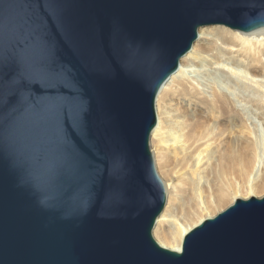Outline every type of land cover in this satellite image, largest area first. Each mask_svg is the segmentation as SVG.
Instances as JSON below:
<instances>
[{"label": "water", "instance_id": "water-1", "mask_svg": "<svg viewBox=\"0 0 264 264\" xmlns=\"http://www.w3.org/2000/svg\"><path fill=\"white\" fill-rule=\"evenodd\" d=\"M0 264H264V197L153 228L156 99L203 27L264 28V0H0Z\"/></svg>", "mask_w": 264, "mask_h": 264}, {"label": "bare ground", "instance_id": "bare-ground-1", "mask_svg": "<svg viewBox=\"0 0 264 264\" xmlns=\"http://www.w3.org/2000/svg\"><path fill=\"white\" fill-rule=\"evenodd\" d=\"M156 115L150 145L166 203L152 234L181 252L206 220L241 198L264 197V143L255 123L264 124V28H201L160 89ZM242 190L252 194L239 198Z\"/></svg>", "mask_w": 264, "mask_h": 264}, {"label": "snow or ice", "instance_id": "snow-or-ice-1", "mask_svg": "<svg viewBox=\"0 0 264 264\" xmlns=\"http://www.w3.org/2000/svg\"><path fill=\"white\" fill-rule=\"evenodd\" d=\"M11 30L12 39L20 44L21 42L27 43V38L24 35L22 29H19L15 26L13 22L5 23L3 13L0 12V44L3 43L5 34L7 31Z\"/></svg>", "mask_w": 264, "mask_h": 264}, {"label": "rangeland", "instance_id": "rangeland-1", "mask_svg": "<svg viewBox=\"0 0 264 264\" xmlns=\"http://www.w3.org/2000/svg\"><path fill=\"white\" fill-rule=\"evenodd\" d=\"M192 69H194V70H197L198 69V67H192ZM195 76L197 77V78H199L200 77V79H202V78H207L206 77V75H202V74H198V73H196L195 74ZM199 76V77H198ZM254 117V119L256 118L255 116H253ZM255 123L257 124V126H258V130H259V134H260V136H261V139H260V141L262 142V143H264V124L261 122V121H259L258 122V119H255ZM155 146L154 145H152V143H151V145H150V149L152 150V153L154 154V152H155ZM155 157V156H154ZM155 161H156V159H155ZM156 168H157V171H158V174L160 175V177L162 178V180H163V176H162V174H161V171L159 170V168H158V166H157V163H156ZM260 175H261V170L256 174V178H258V177H260ZM164 181V180H163ZM249 194H252V193H250L248 190H242L240 193H239V198H241V197H244V196H248ZM241 199H243V198H241ZM157 241V240H156Z\"/></svg>", "mask_w": 264, "mask_h": 264}]
</instances>
